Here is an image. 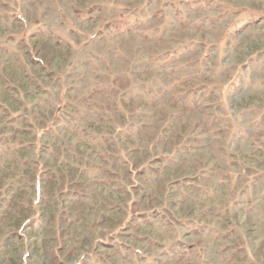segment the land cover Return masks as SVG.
<instances>
[{
    "label": "rangeland",
    "instance_id": "rangeland-1",
    "mask_svg": "<svg viewBox=\"0 0 264 264\" xmlns=\"http://www.w3.org/2000/svg\"><path fill=\"white\" fill-rule=\"evenodd\" d=\"M0 264H264V0H0Z\"/></svg>",
    "mask_w": 264,
    "mask_h": 264
}]
</instances>
